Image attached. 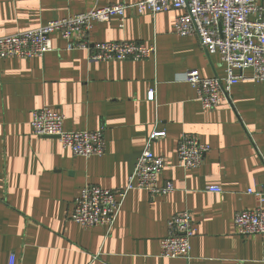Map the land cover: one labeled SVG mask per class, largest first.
<instances>
[{"label":"crops","instance_id":"1","mask_svg":"<svg viewBox=\"0 0 264 264\" xmlns=\"http://www.w3.org/2000/svg\"><path fill=\"white\" fill-rule=\"evenodd\" d=\"M140 1L0 0V37ZM176 15L134 9L125 12L122 27L117 18L93 24L90 42L154 45L155 55L146 60L89 62L86 52L67 51L57 35L51 37L53 51L41 58L0 60V264H9L11 256L15 264H264V234L239 237L234 229L236 213L259 206L247 192L264 198V83L241 81L228 100L204 110L185 74L222 77L224 67L196 37L174 34ZM44 107L64 117L67 132L103 128L105 153L76 157L57 140L34 136L31 114ZM155 130L165 133L151 145L166 164L157 184L170 183L173 191H129L110 230L70 221L84 186H127ZM183 133L210 148L199 168L177 166ZM208 186L222 192H207ZM185 211L195 229L190 260L162 258L167 222Z\"/></svg>","mask_w":264,"mask_h":264},{"label":"built area","instance_id":"2","mask_svg":"<svg viewBox=\"0 0 264 264\" xmlns=\"http://www.w3.org/2000/svg\"><path fill=\"white\" fill-rule=\"evenodd\" d=\"M263 0H141L134 5L116 4L94 8L89 12L68 16L11 36L0 37V60L41 58L52 52L51 37L59 36L66 42L67 51H84L89 62L141 61L155 55L154 45L119 41L93 43L89 32L95 23H107L112 18L123 26L125 12L136 10L155 16L177 12L174 34L196 37L208 57L217 55L224 67L222 77L203 78L196 70L185 74V82L195 91L196 100L204 110H213L228 100L235 84L250 80L264 83V9ZM246 70L251 76L244 75ZM154 91L147 100L153 101ZM64 117L48 107L34 110L30 126L36 137L55 139L64 150L74 156L88 158L105 153L104 129L88 132H67ZM165 135L154 131L135 162L127 186L122 190H107L95 185L84 186L73 204L69 220L86 228L104 226L110 230L120 213L126 195L131 190L146 192L149 196L165 195L173 191L168 183L157 184L158 176L166 167L162 157L151 151L154 140ZM210 148L187 133L181 134L177 145V166L183 170L199 168ZM207 192L221 193L217 186H208ZM259 201L258 208L238 212L234 216L235 234L247 237L264 234L263 195L248 191ZM195 235L189 212L172 216L167 222V234L160 244V256L166 259L190 260V240ZM15 264V258H9Z\"/></svg>","mask_w":264,"mask_h":264}]
</instances>
